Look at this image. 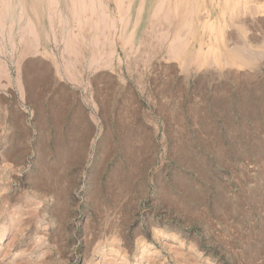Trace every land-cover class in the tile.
Wrapping results in <instances>:
<instances>
[{
    "label": "rangeland",
    "instance_id": "rangeland-1",
    "mask_svg": "<svg viewBox=\"0 0 264 264\" xmlns=\"http://www.w3.org/2000/svg\"><path fill=\"white\" fill-rule=\"evenodd\" d=\"M174 1L147 37L156 52L142 46L146 12L133 35L137 2L125 44L127 0L123 20L110 5L112 52L64 0L12 2L0 17V264H264V0ZM179 21L187 50L168 57ZM210 90L214 142L186 106ZM74 97L87 106L72 113L94 122H69L62 104ZM176 98L182 108L163 105ZM175 111L187 132L175 130ZM146 116L147 131H135Z\"/></svg>",
    "mask_w": 264,
    "mask_h": 264
},
{
    "label": "bare ground",
    "instance_id": "bare-ground-1",
    "mask_svg": "<svg viewBox=\"0 0 264 264\" xmlns=\"http://www.w3.org/2000/svg\"><path fill=\"white\" fill-rule=\"evenodd\" d=\"M16 1L17 2H20L21 0H0V17L1 18H4V14H5V16H6V13H7V11L8 10H10L11 9V6H12V2H14V3H16ZM34 1H37V0H31V2H34ZM44 1H46V0H44ZM58 1L59 0H47V3L48 2H52V4L53 5H55L56 3H58ZM65 1V3L67 4V9H69V11H70V13L72 14V16H74V18L73 19H78V20H76L75 22L77 23V21H79L78 23H85V24H87L89 27H93V29L92 30H95V29H97V31L99 30L100 32H98V33H100L101 35H99V36H101L100 37V41H97L98 43H95L96 42V39H97V36H96V39H95V35H94V44H105V45H107L108 46V49H109V51H111L112 52V50H115V49H113V47H114V45H113V41L114 40H109V39H107L104 35V32L105 31H107L106 29H111L110 27H113L114 25V22H113V20L112 19H110L111 18V15H110V5L111 4H113L114 5V9L117 11V12H120V14H122V20H123V16L125 15V14H123V8H122V6H121V3H122V1L123 0H64ZM105 1V2H104ZM164 1L165 0H127V2H126V9L128 8L129 9V14H127L125 17H126V19L123 21L125 24H124V26L122 25V27L120 28V25H119V28H120V40H121V42L123 41L124 43L123 44H125V43H128V41L130 40L129 38V36H130V31L126 34V29L128 28V26H129V22L131 21L130 19H131V17H132V9H133V6H134V3H136L137 2V4L139 5L138 7H136V15L134 16V25H133V27H132V29H133V35L135 36V33L137 32V30H138V27L140 26V24H142V19H143V14H144V12H146L147 13V16H148V21H144V25H145V27L144 28H146L145 30H143L142 32L144 33V34H142V35H144V40H142V42H143V45L142 46H144V47H146V46H149V49H147V50H151V49H153L152 48V45L150 46V42H149V37H151V41H154L155 39H153L152 38V36L155 34V31H156V29L158 28V24H159V21L161 20H159L157 23V25L155 24V22L157 21V19H159V17H160V15H161V13H162V11L161 10H163L164 12H166L164 9H165V6H164V8H163V4H164ZM172 1H174V0H172ZM178 1H180V4L182 3L181 1L182 0H175L174 1V9L176 10H178L179 8H177L178 7ZM187 2V1H186ZM186 2H184V3H186ZM168 3V2H167ZM172 3L170 2V5H171ZM32 6H33V4H31ZM169 5V6H170ZM182 5V4H181ZM187 4H185L184 6H186ZM49 6V3H48V5L46 6V7H48ZM50 6H51V4H50ZM66 6V5H65ZM124 6H125V4H124ZM147 6V7H146ZM168 5L166 4V7H167ZM183 6V5H182ZM190 6V5H189ZM45 7V8H46ZM52 7V8H51ZM50 7V9H53L54 8V6H51ZM20 8V7H19ZM35 8V7H34ZM34 8H32L33 9V13H34V15H36L35 14V10H34ZM168 8H170V7H168ZM8 9V10H7ZM32 9H31V11H32ZM49 9V10H50ZM56 9V8H55ZM58 9V8H57ZM128 9L125 11L126 13H127V11H128ZM186 9V8H185ZM21 10V9H20ZM166 10H169V9H166ZM188 10V9H187ZM186 10V11H187ZM12 11V10H11ZM50 11H52V10H50ZM56 11H58V10H56ZM172 11V10H171ZM53 12H54V10H53ZM52 12V13H53ZM112 12V11H111ZM124 12V13H125ZM161 12V13H160ZM163 12V13H164ZM168 12H170V11H168ZM176 12V11H175ZM185 12V11H184ZM49 13H51V12H49ZM61 12L59 11V14H60ZM177 13H180V12H177ZM53 14H55V13H53ZM58 14V13H57ZM160 14V15H159ZM190 14V13H189ZM189 14H186V15H189ZM56 15V14H55ZM54 15V16H55ZM167 15V13L165 14V16ZM176 15H178V14H176ZM204 15V14H203ZM21 16H22V14H21ZM51 15H48L47 17H50ZM57 16V15H56ZM71 16V17H72ZM119 16H121V15H119ZM163 16V15H162ZM172 16V15H171ZM182 16V15H181ZM8 17V16H7ZM19 17H20V15H19ZM60 17V16H59ZM59 17H57V18H59ZM167 18H169L168 16H166ZM179 17V16H178ZM183 18H184V16H182ZM187 17H190V15L189 16H187ZM1 18H0V20H1ZM53 17H51L50 18V20L52 19ZM56 18V17H55ZM56 18V19H57ZM133 18V17H132ZM163 18V17H162ZM165 18V17H164ZM163 18V19H164ZM181 18V17H180ZM182 18V19H183ZM162 19V20H163ZM169 19H171V18H169ZM173 19H175L174 17L172 18V20ZM179 18H177L176 19V22H177V20H178ZM185 19H187V18H185ZM189 19V18H188ZM187 19V20H188ZM20 20V19H19ZM48 20H49V18H48ZM187 20H185V21H187ZM191 20V19H190ZM189 20V21H190ZM13 21V20H12ZM56 21V20H55ZM118 21V20H117ZM121 21V20H120ZM164 21H166V18L164 19ZM236 21V20H235ZM1 22V21H0ZM27 22H29V23H31V21L29 20V21H27ZM63 22V21H62ZM119 22V21H118ZM168 22H169V20H168ZM173 22V21H172ZM12 23V22H11ZM10 23V24H11ZM58 23H60V22H58ZM74 23V22H73ZM78 23H77V25H78ZM162 23H164V22H162ZM162 23H160V24H162ZM184 23V22H183ZM190 22H188V25H190L189 24ZM13 24V23H12ZM50 24H51V22H50ZM49 24V25H50ZM170 24H171V22H170ZM174 24H176V23H174ZM180 24V25H179ZM23 25H25V24H23ZM31 25L33 26V24H30V26H29V28L31 27ZM40 25V24H39ZM73 25V24H72ZM76 25V24H75ZM166 25V28H168L167 27V24H165ZM169 25V24H168ZM182 24L180 23V21H179V23H177V27L172 31V35H171V38H170V40L168 41V42H166L167 43V45H166V48H167V55H168V57H171V56H183V54L186 52V50H187V47H186V42H184V39H183V37L182 36H180L179 34H181V33H179V32H181V30L178 32V30H177V28H178V26H181ZM10 26V25H9ZM51 26V25H50ZM87 26V27H88ZM162 26V25H161ZM170 26V25H169ZM182 26H184V24L182 25ZM181 26V27H182ZM4 27V26H3ZM61 27H62V25H61ZM73 27V26H72ZM95 27V28H94ZM155 27H157L156 29H155ZM186 27H187V25H186ZM189 27V26H188ZM32 29H34V27H31ZM75 28H77L76 26H75ZM80 27H78V29H79ZM117 28V27H116ZM159 28H160V26H159ZM22 29H23V26H22ZM22 29H20V31L22 30ZM26 29V28H25ZM24 29V30H25ZM72 29V28H71ZM73 29H74V27H73ZM89 29H91V28H89ZM88 29V30H89ZM114 29H115V26H114ZM178 29H180V28H178ZM190 29V28H189ZM24 30H22V33L24 32ZM80 30V29H79ZM82 31H83V29H81ZM80 30V31H81ZM163 30V29H162ZM29 31V30H28ZM31 32H33V30H30ZM59 32L61 31V30H58ZM79 31V32H80ZM82 31H81V33H82ZM84 31H85V29H84ZM83 31V32H84ZM91 31V30H90ZM112 31V30H111ZM165 31V30H164ZM163 31V32H164ZM184 31V30H183ZM182 31V32H183ZM190 31V30H189ZM31 32H29V34L31 33ZM108 32H109V30H108ZM132 32V31H131ZM21 33V34H22ZM91 33V32H90ZM89 33V34H90ZM95 34H98L97 32H94ZM106 33V32H105ZM113 33V32H112ZM166 33V32H165ZM168 33V32H167ZM167 33L166 34H162V35H167ZM170 33V32H169ZM185 33V32H184ZM191 33H192V31H191ZM25 34V33H24ZM27 34V33H26ZM32 34V33H31ZM34 34H35V32H34ZM43 34H45L44 32H43ZM63 34V33H62ZM76 34H78L77 32H76ZM83 34V36H84V34L86 35V32L85 33H82ZM88 34V35H89ZM93 34V33H92ZM78 35H80V34H78ZM108 35V34H107ZM123 35V36H122ZM124 35H127V36H124ZM182 35V34H181ZM98 36V37H99ZM121 36L123 37V38H121ZM165 36H163V37H165ZM34 37H36V35L34 36ZM31 38V39H33V40H35L36 38ZM54 37V36H53ZM71 37H75V36H71ZM82 37V36H81ZM118 37H119V34H118ZM148 37V38H147ZM154 37V36H153ZM167 37V36H166ZM165 37V38H166ZM21 38V37H20ZM30 38V37H29ZM28 38V39H29ZM46 38V37H45ZM55 38V37H54ZM87 38V37H86ZM89 38V37H88ZM106 38V39H105ZM113 38V37H112ZM111 38V39H112ZM116 38V37H115ZM159 38V37H158ZM164 38V39H165ZM22 39V38H21ZM26 38H24L23 37V40L24 41H26L25 40ZM30 39V40H31ZM56 39V38H55ZM72 39V38H71ZM74 39V38H73ZM73 39L71 40V42L73 41ZM90 39V38H89ZM162 39V38H161ZM87 40V39H86ZM18 41H19V39H18ZM79 41V40H78ZM89 41V40H88ZM37 42V41H36ZM54 42V41H53ZM75 43H76V40L74 41ZM84 42V41H83ZM100 42V43H99ZM130 42V41H129ZM162 42V40L160 41V43ZM24 43H26V42H23L22 44H24ZM68 43H69V40H68ZM79 42H77V44H78ZM85 43V42H84ZM83 43V44H84ZM132 43V42H131ZM139 43V42H138ZM152 43V42H151ZM156 42H154V44L153 45H158L157 43L155 44ZM28 44V43H27ZM30 44V43H29ZM29 44L26 46V48H28V49H30L28 46H29ZM32 44V43H31ZM65 44V43H64ZM70 44V43H69ZM72 44V43H71ZM82 44V46L84 47V45ZM121 44V43H120ZM119 44V45H120ZM162 44V43H161ZM160 44V45H161ZM12 45V44H11ZM33 45H35L34 43H33ZM32 45V46H33ZM76 45V44H75ZM74 45V43H73V46H75ZM91 45H93V43L91 44ZM91 45H90V47H91ZM101 45H99L101 48L103 47V45L101 46ZM119 45H118V47H119ZM24 48H25V45H22ZM69 46V45H68ZM67 45H66V47H68ZM80 46H81V43H80ZM132 46V45H131ZM36 46H34V48H35ZM82 47V48H83ZM93 47V46H92ZM123 47V46H122ZM158 47V46H157ZM236 47V46H235ZM234 47V48H235ZM237 47H238V45H237ZM236 47V48H237ZM32 48V47H31ZM70 48V47H69ZM69 48H67V50L69 49ZM73 47L71 46V49H72ZM78 48H79V46H78ZM99 48V47H98ZM100 48V51L102 50ZM143 48V47H142ZM154 48H155V46H154ZM23 49V48H22ZM21 49V50H22ZM74 49V48H73ZM77 49V48H76ZM94 49V48H93ZM122 49V48H121ZM131 49V48H130ZM130 49H129V51H130ZM159 48H155V50L157 51ZM238 49H240V52H241V48H238ZM33 49H31V51H32ZM66 50V52H68ZM99 50V49H98ZM143 50H145V49H143ZM142 50V51H143ZM154 49H153V51H155ZM24 51H27V49L25 50L24 49ZM37 51V50H36ZM71 51H73V50H71ZM78 51V50H77ZM91 51V50H90ZM99 51V52H100ZM104 51V50H103ZM109 51H107V52H109ZM128 51V50H127ZM128 51V52H129ZM155 51V52H156ZM243 51V50H242ZM244 51H246V50H244ZM259 51V50H258ZM76 52V51H75ZM92 52V51H91ZM105 52V51H104ZM103 52V53H104ZM111 52H109L110 53V56H111ZM117 52V51H116ZM126 51H124V53H125ZM139 52V51H138ZM237 52H238V50H237ZM239 52V53H240ZM250 52H252V51H250ZM249 52V53H250ZM24 52H22V54H23ZM30 53V52H29ZM94 53V52H93ZM98 53V52H97ZM106 53V52H105ZM104 53V54H105ZM127 53V52H126ZM134 53V52H133ZM241 53H244V52H241ZM246 53V52H245ZM258 53V52H257ZM25 54H26V52H25ZM76 54H78V52L76 53ZM92 54V53H91ZM101 54H102V52H101ZM104 54H102L103 56H104ZM108 54V53H107ZM107 54H105V59H104V62H106V61H108V60H106V57L109 55H107ZM154 54V53H153ZM165 54V55H166ZM256 54V53H255ZM12 55V54H11ZM29 55V54H28ZM98 55V54H97ZM100 55V54H99ZM102 55H101V60H102ZM147 55V54H146ZM152 55V54H151ZM164 55V56H165ZM238 55V54H237ZM242 55V54H241ZM252 55V54H251ZM78 56V55H77ZM80 56V55H79ZM78 56V57H79ZM90 56V55H89ZM95 56V55H94ZM239 56V55H238ZM244 56V55H243ZM92 57V56H91ZM89 58V59H93V57L92 58ZM153 57V56H152ZM240 57V56H239ZM80 58V57H79ZM110 58H112V57H110ZM226 58V57H225ZM251 58V57H250ZM73 59H75V58H73ZM107 59H109V58H107ZM149 59V58H148ZM183 59L185 60V62H186V64L188 65L193 59H192V56H191V54H186V55H184V57H183ZM252 59V58H251ZM70 60V59H69ZM76 60V59H75ZM106 60V61H105ZM142 60V59H141ZM150 60H151V58H150ZM243 60V59H242ZM254 60V59H253ZM33 61V60H32ZM103 61V60H102ZM247 61V60H246ZM1 62V61H0ZM16 62V61H15ZM93 62V61H92ZM91 62V63H92ZM110 62V61H109ZM184 62V63H185ZM210 62H211V60H210ZM251 62H253V61H251ZM255 62V61H254ZM80 63V62H79ZM94 63V62H93ZM92 63V64H93ZM230 63V62H229ZM103 64V63H102ZM101 64V65H102ZM106 64H108V62H106ZM136 64V63H135ZM179 64V63H178ZM229 65V64H228ZM232 65V64H231ZM24 67H25V65H24ZM65 67V66H64ZM67 67V66H66ZM80 67V66H79ZM22 68H23V66H22ZM27 68V67H26ZM96 68V67H95ZM137 68V67H136ZM35 69V68H34ZM66 69V68H65ZM71 69V68H70ZM184 69V68H183ZM95 70V69H94ZM187 70V69H186ZM0 71H1V67H0ZM5 71V70H4ZM38 71V70H37ZM67 71H69V70H67ZM110 71V70H109ZM140 71H141V68H140ZM70 72V71H69ZM69 72H67V73H69ZM0 73H2V72H0ZM26 73V72H25ZM112 74V73H111ZM108 75V74H107ZM115 75V74H114ZM3 76H4V74H3ZM105 76V75H104ZM140 76V75H139ZM141 76H143V74L141 75ZM121 77V76H120ZM27 78V77H26ZM111 78V77H110ZM1 79V78H0ZM28 79V78H27ZM32 79V78H31ZM94 79V78H93ZM115 80V79H114ZM17 82V81H16ZM105 82V81H104ZM95 83V82H94ZM19 86V85H18ZM36 86V85H35ZM94 86V85H93ZM98 87V86H97ZM237 87V86H236ZM112 89V88H111ZM114 89V88H113ZM100 91V90H99ZM127 91V90H126ZM192 106V105H191ZM190 106V107H191ZM200 109V108H199ZM118 109H116V111H117ZM120 110V109H119ZM191 113H192V111H191ZM177 118V117H176ZM123 120V119H122ZM178 121V120H177ZM180 122V121H179Z\"/></svg>",
    "mask_w": 264,
    "mask_h": 264
},
{
    "label": "crops",
    "instance_id": "crops-1",
    "mask_svg": "<svg viewBox=\"0 0 264 264\" xmlns=\"http://www.w3.org/2000/svg\"><path fill=\"white\" fill-rule=\"evenodd\" d=\"M72 83V82H71ZM212 89V88H211ZM165 103L163 104L166 107L169 108H182L183 105V99L180 98H176L174 99L173 102L170 101V99H165L164 101ZM133 103L129 104V109L134 108L133 107ZM192 105V106H191ZM62 106L64 108H69L68 113H69V122H71L72 125H76L79 124L81 122L86 121L87 119L90 122H94L93 119V115L89 112L86 114L87 117H85V114H83V109L86 108V102L85 100H83L81 97H74L72 100H68L65 102H63ZM135 106V105H134ZM186 106L188 107V113L192 114L193 118H194V131L199 132L200 137L209 141V142H214V140H219V136L216 135V130H215V107L217 105H215L214 103V92L212 90H210V92L206 91L205 93L202 91L196 92L193 96V98L190 100L189 103L186 104ZM191 106V107H190ZM78 109V110H82V114L81 111H77L75 113H72V111L70 109ZM200 108V109H199ZM192 111V113H191ZM227 111H224V113L219 112L220 116L222 117V119H224V116L226 115ZM216 114V115H219ZM183 114H180L179 111H175V113L173 114L174 117V126H176L175 130L180 131V132H187V130H189V128L187 129L185 127V123L183 121L182 118ZM177 116V118H176ZM178 120V121H177ZM136 121L135 115H133L131 112H129V125H131V129H129L130 131H134V123ZM180 121V122H179ZM143 124L145 123V128L141 125H136L135 126V131H142L145 132L147 131V127L149 124V119L148 116L145 117L144 121H142ZM96 124V123H93ZM141 126V130H139V127ZM133 138V136H132ZM137 138L135 139V142L133 141V143L131 144L132 147L137 146ZM68 154H70L68 152ZM70 155H64V160L63 163H82L85 162V160H74V159H70Z\"/></svg>",
    "mask_w": 264,
    "mask_h": 264
}]
</instances>
